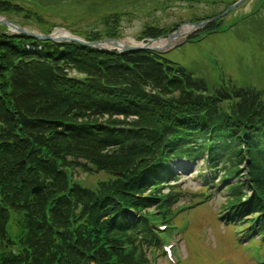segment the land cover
Here are the masks:
<instances>
[{"label": "trees", "instance_id": "trees-1", "mask_svg": "<svg viewBox=\"0 0 264 264\" xmlns=\"http://www.w3.org/2000/svg\"><path fill=\"white\" fill-rule=\"evenodd\" d=\"M47 11L0 0V14L22 15L44 32L57 25ZM129 12L102 15L99 30L70 29L91 41L120 38ZM184 22L147 24L139 37L169 35ZM171 157L204 158L205 189L169 183L165 194V179L178 180ZM102 173L109 176L87 182ZM217 178L229 192L222 208L264 233L261 89L210 84L165 52L121 54L0 25V264H147L160 249L153 208L176 219L181 198L208 196Z\"/></svg>", "mask_w": 264, "mask_h": 264}, {"label": "rangeland", "instance_id": "rangeland-1", "mask_svg": "<svg viewBox=\"0 0 264 264\" xmlns=\"http://www.w3.org/2000/svg\"><path fill=\"white\" fill-rule=\"evenodd\" d=\"M30 6L51 8L48 19L70 28L102 29V17L117 9L130 11L122 20L123 38H138L147 24L173 27L193 14L197 17L224 9L230 0H16ZM259 0H244L235 12L225 17L215 32H202L198 37L171 48L167 57L185 66L197 76L215 85H252L264 92V10L249 13ZM27 5V4H26ZM264 7V0L261 2ZM60 12V13H58ZM103 15V16H102ZM247 16V17H246ZM249 22L247 23L244 18ZM14 21L29 29L42 31L33 21L13 15ZM258 20V22H257ZM257 22V23H256ZM43 32V31H42ZM190 33V31H188ZM185 162L176 167L181 173V187L201 191L200 175L205 166ZM84 177L85 174L79 173ZM108 173L92 176L87 182L105 179ZM168 189L166 188V191ZM228 195L220 188L210 202L190 208L179 215L176 233L179 240L180 264H264V244L250 238L240 242L237 234L243 228L225 224L218 218L220 203ZM197 200V199H195ZM190 202L183 197L179 204ZM243 235V233H241ZM160 264H169L163 258Z\"/></svg>", "mask_w": 264, "mask_h": 264}, {"label": "water", "instance_id": "water-1", "mask_svg": "<svg viewBox=\"0 0 264 264\" xmlns=\"http://www.w3.org/2000/svg\"><path fill=\"white\" fill-rule=\"evenodd\" d=\"M242 0H239L237 3H235L234 5H232L229 9L233 8L234 6H236L237 4H239ZM209 21L204 22V23H200V24H189L191 27H202L204 25H206ZM0 23H5L8 24L10 27H13L14 29H16L17 31L20 32H24L27 34H31L33 36L42 38V39H52L55 41H63V40H72V41H77V42H81L87 45H91V46H95L97 48L100 49H104V50H108V49H112V48H119L120 51H124V50H139V49H150V50H161L165 47H169L171 45V42L174 40H177L183 29L186 27V25H182L179 27V29L176 31L175 34L171 35L170 37L167 38H158V39H153L151 40L150 43H145V42H136L133 41L134 43L132 45H129L126 43L125 40L120 39V40H104V41H95V42H91V41H87L82 37L76 36L64 29H56L54 31H52V33L50 34H39V33H35L32 32L20 25H18L17 23L13 22L12 20L8 19V18H4V17H0ZM165 41L164 44H157L159 41ZM39 190V188H35L34 192H37Z\"/></svg>", "mask_w": 264, "mask_h": 264}, {"label": "bare ground", "instance_id": "bare-ground-1", "mask_svg": "<svg viewBox=\"0 0 264 264\" xmlns=\"http://www.w3.org/2000/svg\"><path fill=\"white\" fill-rule=\"evenodd\" d=\"M164 42H165V41L162 40V41H159L157 44H162V43H164Z\"/></svg>", "mask_w": 264, "mask_h": 264}]
</instances>
